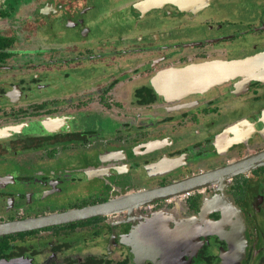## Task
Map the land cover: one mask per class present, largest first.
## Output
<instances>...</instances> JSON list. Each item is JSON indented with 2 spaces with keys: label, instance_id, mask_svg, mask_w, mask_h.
<instances>
[{
  "label": "flooded vegetation",
  "instance_id": "obj_1",
  "mask_svg": "<svg viewBox=\"0 0 264 264\" xmlns=\"http://www.w3.org/2000/svg\"><path fill=\"white\" fill-rule=\"evenodd\" d=\"M146 1L0 0V224L129 197L0 264L264 263V0Z\"/></svg>",
  "mask_w": 264,
  "mask_h": 264
},
{
  "label": "water",
  "instance_id": "obj_2",
  "mask_svg": "<svg viewBox=\"0 0 264 264\" xmlns=\"http://www.w3.org/2000/svg\"><path fill=\"white\" fill-rule=\"evenodd\" d=\"M154 3L155 0H147L144 4L146 6L148 5L152 6ZM261 164H264V151L243 158L242 160H239L225 168L219 169L205 176L214 179H219V178L231 179L239 174H245L247 172H250V170L258 167ZM190 183L188 181H184L180 184H177L175 188L169 187V188H162V189L146 192L140 198L146 201H155L157 198L165 196L167 193L171 194V192H173L175 189L183 188ZM186 189L184 190V192L187 191ZM128 202H129V197L125 196L117 201H108L106 203L99 205L88 206L81 209H72L64 213L49 214L38 218H30V219L0 224V237L26 232V231L38 230L55 225L79 222L98 216H106L116 212V210L118 212L121 211L122 209H125L127 207Z\"/></svg>",
  "mask_w": 264,
  "mask_h": 264
},
{
  "label": "trees",
  "instance_id": "obj_3",
  "mask_svg": "<svg viewBox=\"0 0 264 264\" xmlns=\"http://www.w3.org/2000/svg\"><path fill=\"white\" fill-rule=\"evenodd\" d=\"M6 242H8L7 238H4V239L0 238V246H1L2 243L3 244H7Z\"/></svg>",
  "mask_w": 264,
  "mask_h": 264
},
{
  "label": "rangeland",
  "instance_id": "obj_4",
  "mask_svg": "<svg viewBox=\"0 0 264 264\" xmlns=\"http://www.w3.org/2000/svg\"><path fill=\"white\" fill-rule=\"evenodd\" d=\"M104 131V130H103ZM105 132V131H104Z\"/></svg>",
  "mask_w": 264,
  "mask_h": 264
}]
</instances>
